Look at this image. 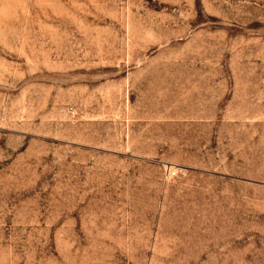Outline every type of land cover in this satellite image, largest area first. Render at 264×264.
<instances>
[{
	"label": "rangeland",
	"instance_id": "rangeland-1",
	"mask_svg": "<svg viewBox=\"0 0 264 264\" xmlns=\"http://www.w3.org/2000/svg\"><path fill=\"white\" fill-rule=\"evenodd\" d=\"M0 264H264V0H0Z\"/></svg>",
	"mask_w": 264,
	"mask_h": 264
}]
</instances>
